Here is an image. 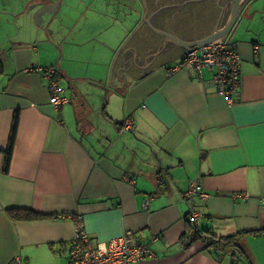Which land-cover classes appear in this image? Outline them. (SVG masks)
I'll use <instances>...</instances> for the list:
<instances>
[{
    "label": "crops",
    "instance_id": "1",
    "mask_svg": "<svg viewBox=\"0 0 264 264\" xmlns=\"http://www.w3.org/2000/svg\"><path fill=\"white\" fill-rule=\"evenodd\" d=\"M59 1L55 9L66 46L53 59L40 46L44 35L29 39L21 28L32 23L43 31L51 14L43 15L40 28L26 1L2 10L7 26L0 36V264H66L75 214L82 215L94 246L127 230L136 233L152 254L133 264H264V0H254L226 38L236 43L240 76L222 92L213 83L214 68L203 67L198 77L189 67L166 75L187 53L184 46L169 41L152 55L164 41L151 27L138 26L134 10L117 8L116 0L102 1L113 5L117 17L122 12L116 11L127 9L120 31L118 20L110 36L92 27L100 39L78 47ZM101 17L105 23L109 15ZM56 30H45L47 39ZM214 30L176 36L199 40ZM146 36L150 48L141 42ZM93 42V57L79 51ZM131 47L142 61L152 55V62L140 66L145 62L134 61ZM69 53L75 63L65 58ZM92 61L97 66L90 73ZM49 69L64 99L59 108L50 100ZM108 70L116 86L127 81L123 93L107 88ZM194 182L206 198L187 195ZM15 207L51 216L18 220L9 213ZM192 209L200 213L199 229L218 238L237 234L236 249L208 246L201 236L189 240Z\"/></svg>",
    "mask_w": 264,
    "mask_h": 264
},
{
    "label": "built area",
    "instance_id": "2",
    "mask_svg": "<svg viewBox=\"0 0 264 264\" xmlns=\"http://www.w3.org/2000/svg\"><path fill=\"white\" fill-rule=\"evenodd\" d=\"M200 51V52H199ZM240 55L236 49V43H231L227 39L214 40L199 49L187 50V53L176 65L166 70V75L176 73L182 68H193L196 75L201 76L203 67L216 69V77L213 83L221 87V92L227 87L236 86L239 80ZM51 78L50 92L51 102L57 108L61 107L64 99L61 97L60 86L55 79V71L49 69ZM132 126H129L131 128ZM187 195L193 198L194 195H201L206 198L209 194L204 193L201 185L197 182L191 184ZM237 196H240L237 194ZM200 213L197 209H192L189 219L195 226L199 225ZM75 233L69 256L66 264H133L139 259L146 258L152 254L150 246L144 244L138 235L132 230H127L124 235L112 238L108 243H101L97 246L92 244V237L85 229L82 215L75 214Z\"/></svg>",
    "mask_w": 264,
    "mask_h": 264
},
{
    "label": "flooded vegetation",
    "instance_id": "3",
    "mask_svg": "<svg viewBox=\"0 0 264 264\" xmlns=\"http://www.w3.org/2000/svg\"><path fill=\"white\" fill-rule=\"evenodd\" d=\"M19 1H26L28 9L37 4L38 6L33 8L35 11L54 0ZM125 1L126 5L136 12L137 25L150 28L152 24L155 28L163 29L172 35H182L183 38L198 37L200 29L204 31L222 29L233 6L232 0H118L123 4ZM11 2L14 4L17 0ZM152 32L155 37L162 41L166 40V35L159 34L155 30ZM140 39L143 47L150 48L153 44L148 36Z\"/></svg>",
    "mask_w": 264,
    "mask_h": 264
},
{
    "label": "rangeland",
    "instance_id": "4",
    "mask_svg": "<svg viewBox=\"0 0 264 264\" xmlns=\"http://www.w3.org/2000/svg\"><path fill=\"white\" fill-rule=\"evenodd\" d=\"M59 1V0H57ZM63 5H62V11L60 12H65L67 13V16L66 18L64 19L65 23L64 25L65 26H69L72 30V35L73 37H75V44L78 45V47L83 43V41H86V40H90L92 39V37H94L95 33H96V30H91L92 27H96L95 29H97V26H100L101 29L102 27L107 29V31L109 32V36L112 35L113 31L116 29L115 26L118 25L117 23V20L119 22V25H118V30L122 27V20L126 19L125 18V14L127 13V9L124 10V9H119V11H116V13L118 12H122V17H117L113 12L114 10V7L112 4L109 5V8L106 6L104 7L103 6V1L102 0H63ZM66 1V2H65ZM56 2V0H55ZM11 5V0H0V36L2 34V30H4L7 26V24H5L4 22L7 20V18L5 17V14L4 12H2V10H6L7 8H9ZM124 6L126 5V1L125 3H119L118 0H116V7L117 6ZM135 6V4H134ZM130 8V6H128ZM118 8V7H117ZM130 12H131V9H128ZM11 11V10H10ZM106 11H107V14L109 15V17H105L106 18V21L109 20V22H102V19L103 17H101L103 14L104 15H107L106 14ZM63 12V13H64ZM128 12V14L130 13ZM16 14H18V12H16ZM121 15V14H120ZM133 16L134 18L137 17V14L136 12L134 11L133 12ZM60 18H61V13H59L58 17H55V19L50 22V21H47V24H49V27L50 28H57L56 30V33H55V36L52 38H49L47 39V34L45 33L48 28H46L45 30L43 31H38L35 27L34 24L32 23H28L26 25H24V27H21L22 28V35H24V37H27L29 39H31L32 36H35L36 38L38 37H44L42 40H40V46L42 48V50L45 48V55L49 56L51 59H53L52 57H59L62 53H64V47L66 46L65 42V37H64V33H63V26H62V21H60ZM102 22V23H101ZM109 23V24H108ZM2 24V25H1ZM101 24V25H100ZM21 25H16L15 27V35H18L19 34V28H20ZM37 26V25H36ZM39 27V26H37ZM120 31V30H119ZM81 34V36H79ZM79 36V37H78ZM81 39V40H80ZM84 39V40H82ZM95 39L99 40L100 38L95 36ZM103 39V38H102ZM65 41V42H64ZM79 41V42H78ZM92 41V40H91ZM90 41V42H91ZM96 42V40H93ZM34 43H37V41H32ZM88 42V43H90ZM95 42L88 44L86 43L87 45H90L89 47L87 46H81L79 48V51L81 52H84V53H88L91 51V55L93 54V52H95V48H97L96 46H98ZM102 42V41H100ZM93 47V48H91ZM48 50H50V55H49V52ZM98 50V49H97ZM71 54L69 53L67 56H65V58L68 56H70ZM100 55V54H99ZM73 63H75V61L73 60V57L70 56ZM93 57V55H92ZM91 57V58H92ZM94 57H98V56H94ZM83 58L84 60H86V57H81ZM100 59H103L102 57H100ZM91 61V60H90ZM92 61V63L89 65V71L90 73L94 71V69H96L95 66H97L96 63H94ZM95 65V66H94ZM106 67H107V64L105 63ZM109 69V67H108ZM107 72H109V75L108 73L106 75L107 76V80L105 81V84L107 86V88H111L112 85L109 84V77H110V71L108 70ZM105 75V73H103ZM95 94V93H94ZM90 99L92 100L93 96L90 95Z\"/></svg>",
    "mask_w": 264,
    "mask_h": 264
},
{
    "label": "water",
    "instance_id": "5",
    "mask_svg": "<svg viewBox=\"0 0 264 264\" xmlns=\"http://www.w3.org/2000/svg\"><path fill=\"white\" fill-rule=\"evenodd\" d=\"M232 1H233V6L231 7V11L229 12L230 14H229V16L227 18V22L222 27V29H216V30H214V32L211 33V35L205 36L203 38H199V40H187V41H185L183 39H179L176 35L174 36V35L166 32L164 30L161 31L159 29H156L152 24H150L151 28L154 29L156 32H158L159 34H162V35L163 34L166 35V40L163 42V44L160 47H158V50H156L154 53H152V55L155 54V56H156L158 54V52L163 49V46L169 41L176 42L177 44H180V46L183 45L184 48H185V51H187V50H192V49H199V47H201L203 45H207V44L211 43V41H214L216 39H226V38H228L234 32V30L238 26L239 22L243 19L245 11H247L249 5L254 0H232ZM57 5L58 6L60 5V1L56 0L55 4H53V5H48V4H46L44 6L42 5V7L37 8L35 10L36 11L35 12L36 13L35 22L37 23V26H40V28H43V22H41V21H42L43 15L45 13L51 14V18L49 19L50 22H52L55 19V17H58L56 15L57 14V10L55 9ZM37 6L38 5L35 4L34 6H32V8L37 7ZM25 9H26V6L24 5L22 13L26 14L27 12L25 11ZM51 9H53V10H51ZM143 26L144 25H142V27ZM127 49H130V50L133 51L134 61L138 60V62H145L143 65H140V66L146 68L152 62V60L148 61L149 57L152 56V55H148L147 58H146V61H142L140 56H139V54H137V52L132 47L131 48H127ZM123 53H122V55H123ZM124 62L126 63V61H124ZM112 67H113V65H112ZM112 71H113V68H112ZM112 71H111V74H112ZM111 74H110V77H109V79H110L109 84L112 85L116 90H118V91L123 93L127 81L125 80V84H124L123 87H118V86H116L113 83V81L111 79Z\"/></svg>",
    "mask_w": 264,
    "mask_h": 264
},
{
    "label": "trees",
    "instance_id": "6",
    "mask_svg": "<svg viewBox=\"0 0 264 264\" xmlns=\"http://www.w3.org/2000/svg\"><path fill=\"white\" fill-rule=\"evenodd\" d=\"M3 69V64L2 61L0 60V72ZM19 114L16 111L13 117V123L11 125V135L9 138V146L6 150V156H7V161L9 162V160L11 159V153H12V149L14 146V140L17 134V127H18V123H19ZM9 213L10 215H12L13 218H17L18 220L20 219H24V220H28V219H40V218H46V217H50L51 215L49 214H44L41 212H35L34 210L30 209V208H22V207H15V208H11L9 209ZM193 226V225H192ZM190 230L192 231V233H190L189 236V240H196L197 237L203 238L205 240V242L208 243V246H215L217 248H219L220 250L222 249L225 252H229L230 250L232 251L233 248L237 247L238 245V237L237 234L232 235V236H220V238H218L213 232H211L210 230H206V229H199L196 226H193V228L190 227Z\"/></svg>",
    "mask_w": 264,
    "mask_h": 264
}]
</instances>
